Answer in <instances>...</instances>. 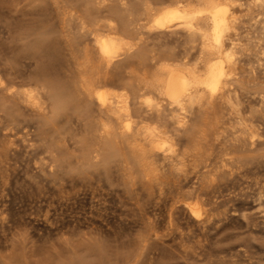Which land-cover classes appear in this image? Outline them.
Wrapping results in <instances>:
<instances>
[{
    "label": "rangeland",
    "instance_id": "1",
    "mask_svg": "<svg viewBox=\"0 0 264 264\" xmlns=\"http://www.w3.org/2000/svg\"><path fill=\"white\" fill-rule=\"evenodd\" d=\"M21 1L0 0V91H3L0 92V264H264V34L258 28L264 20V9L255 7L252 0H232L242 4L238 13L240 43L235 55L240 62L235 77L238 79L237 96L242 103L238 107L239 115L229 107L216 105L217 108H210L203 117L197 115V111L187 115V122L180 128L164 108L162 121L150 123L172 135L173 141L167 147L173 145L174 153L154 152L145 160L137 149L144 143L141 137L135 143L131 139L124 142L121 138V141L110 138L99 142L101 134L92 127L94 121L87 119L82 111L91 104L84 95L81 96L87 101L73 90L76 85L67 76L75 72L77 59L83 62V44H89L88 39L84 42L87 30H84L86 34L81 30L78 17L84 16L88 21L89 15L104 11V6L115 8L118 0ZM126 1L133 9L142 0ZM174 2L176 0H164L163 5L154 6L167 7ZM184 2L183 5L187 4ZM127 19H130L126 28L129 35L125 39L128 45L110 69L109 75L115 82L105 89L116 94L125 93L135 111L138 96L142 100L159 101L151 90L140 91L144 84L142 78L150 73L149 81L157 74L160 63L154 59L181 53L183 37L180 32L159 34L160 37L131 18ZM116 22L122 23L121 20ZM255 22L258 25H254ZM117 23L119 29L123 28ZM61 28L65 34L70 31V35L62 34ZM88 38L91 44V37ZM66 40L73 46L74 56L64 48ZM40 41L46 43L48 49L52 45L50 61L49 53L41 57L39 52H34L35 46L41 45ZM76 41H83V44L77 42L76 45ZM66 60L69 61L65 63ZM44 66L48 74H58L57 78L52 76L53 80L58 79L57 82L72 90L70 95H75L74 105L70 102L73 106L68 104L66 108H70L69 111L55 118L50 113L48 120L20 103L21 107L16 99H8L5 90L9 87L11 91H22L30 87ZM118 72H123L122 76ZM122 77V81L116 80ZM50 104L48 100L47 105ZM79 112L86 118L83 119ZM136 115L133 122L139 124L141 119ZM12 118L18 124L7 126ZM240 118L257 131L259 137L255 138L254 146L247 142ZM137 126L132 127L133 132ZM110 141L117 145V152L110 151L114 146ZM115 141H119L118 144ZM119 147L122 150H118ZM114 151L115 156L111 154ZM205 174L212 176L211 179ZM202 186L207 187L205 201L193 195L195 189L200 194ZM198 203L201 211L208 209L213 213L205 227L197 224L190 214L191 205L198 208Z\"/></svg>",
    "mask_w": 264,
    "mask_h": 264
},
{
    "label": "bare ground",
    "instance_id": "2",
    "mask_svg": "<svg viewBox=\"0 0 264 264\" xmlns=\"http://www.w3.org/2000/svg\"><path fill=\"white\" fill-rule=\"evenodd\" d=\"M182 1L187 2V4L183 5ZM252 1H253V4L255 7H257L258 9H260V8L264 9V0H252ZM127 2L128 1H126V0H118V2H117L118 5H116L115 8H109L108 6H104L103 7L105 9L104 11H99V12L93 11L96 14L89 15L90 18L88 17V19H90V20H88V21L85 19L84 16L78 17V19L80 20V24L82 26V29L81 28H79V29L83 30L84 33L87 30V32H86L87 35L91 37V44H90L88 36L87 37L84 36V37H86L85 39L83 36H81V37L84 39V42H85V40L88 39L89 44L88 43H84V44L81 43L83 41H81V42L76 41V45L78 42L79 43L78 45L83 44L85 46V47L83 46L84 47V54H85L84 60H83V62H80L81 60L79 61V59L76 60V62H75L76 68L74 66V68L76 69L75 72L71 73L70 75H67L69 78H71V80L73 79V82L68 80L69 84L67 86L70 85V82L74 83V85H76V86L73 87V90L76 91V93L80 94V96L84 95L88 99L89 103L91 104V106L90 107L88 106V108H87L85 105L86 103H84L82 101V99H79L81 102H83V104L86 107L85 108L83 106V108H85L84 110L82 109L83 114L87 115V119L89 117V119L94 121V123L92 124V127H95V129H98V131L101 134L99 142H101V139H103L106 142L108 140H111L110 138H112V139L118 138V140H119V138H121L123 141L124 140L127 141V140L131 139L132 142L134 141V143H135L137 141V138L141 137L142 141L144 142L143 143L144 145L141 144V147L137 148V149H138L139 155L141 157H143L145 160H147L150 158L151 154L154 152H159L161 154L168 152V154H170V155L174 153V146L173 145H169L167 147V144H169L171 141H173L172 135H170V133L168 131H166L165 129H162L159 126H157V124L155 126V125H152L150 123V121H153V120H156L157 122L162 121L161 113L164 111L163 110L164 108H166L169 111V114H168L169 117L171 118V120L175 121V123L180 128L184 127L185 123L187 122L186 121V119H188L186 117L187 115H193L194 112L197 111V115L199 114L200 117H203L206 114L207 110H209L210 108H214L216 105H222V106L229 107L232 111L234 110V112H237V114L239 115L238 107L242 103H241V100L239 99V97L237 96V89L235 88V84L238 82V79L235 77L237 76L236 72L238 70V65L240 62L237 61V59L235 58V55H236V50H237L238 44L240 43V40L238 37V29H239V25H240L238 13L240 11L239 8L242 7V4H240L239 1H232V0H176V3L174 2L175 4H173V5H170V3H169L170 6H167V7L156 6L155 7L154 5H156V4L163 5L164 0H142V1H140L141 4H139L138 6L133 5L134 8L131 9V7H129ZM171 2L173 3V1H171ZM19 3H20V0H19ZM69 3H72V2H69ZM165 3H166V1H165ZM72 5L74 6L73 3H72ZM248 5L250 6V4H248ZM68 6H71V5H68ZM247 8H248V6H247ZM249 10H251V9H249ZM127 18H131V21H134L135 23H137V24H139L145 28L147 27V30L150 33L154 32V33H156V35H159V34L165 35V34H175V33L178 34V32H180V33H182V37H183V39H182L183 45L181 43V46H183L182 52L181 53L176 52L178 54H172L171 53L168 56L165 55V57H163V58L159 57L157 59H154L157 63H160L158 70L156 69L157 74H154L153 76H151L150 77L151 79L149 81L147 80V78H148V76H150L149 75L150 73L148 75L145 74L142 78V82H144L143 86L140 87L141 85H139L140 91H148L149 92L151 90L152 92H154L159 97V101L156 100L157 102H154L150 98H144V95H142L144 98L142 100L141 96H138L137 97V103L135 104L138 107L135 111L132 110V108H134V107H132L130 101L128 100L126 95H124L125 93L124 94H116V92L112 93V92L105 89V87L110 86L115 82V81H113V79L109 75L110 69H111L112 65H114L115 61L118 60V58L124 53L126 45H128V43H126L127 41H125V39H126V36L128 37V35H129L128 34L129 32L126 33V30H127L126 28L129 25L130 19H127ZM252 19H253V17H252ZM254 19H255V17H254ZM119 20H121L123 25H121L122 23L118 24L116 22ZM254 21H257V20H254ZM115 23L120 25V27L123 26V28L119 29V26H116ZM131 24H132V22H131ZM254 25H258V24H256V22H255ZM259 25H260V27H258V28H261L260 30L264 34V20H262L259 23ZM76 27H77V25H76ZM135 27H136V25H135ZM61 29H62L61 33L65 34L63 28H61ZM22 30H24V29H22ZM65 32H68V30L67 31L65 30ZM69 32H68V34H69ZM84 33H83V35L86 34V33L85 34ZM124 33H126L127 35H125ZM68 34H67V36H68ZM124 35H125V37H124ZM258 35H260V34H258ZM159 36L162 37V35H159ZM30 37L31 36H29V38ZM81 37H79V38L81 39ZM68 40H70V39H68ZM77 40H79V39L77 38ZM70 41L72 42V40H70ZM16 43H17V41H16ZM39 43L42 46L36 45L37 47L35 46L34 52H37V53L39 52L41 57H44V55L49 53V55H48L49 57L48 56H46V57H48L49 61H50V58H51V56H50L51 52L50 51L53 49L52 45L48 44L51 47V49L49 48L50 49L49 50L46 43L42 44L41 41ZM66 43H67L66 45L64 43H62L65 45L64 48L67 47L68 51L70 53V56H74L75 51H74V49H72L73 46L70 43H68L67 40H66ZM74 43H75V41H74ZM27 45H28V43H27ZM43 45H45L46 47L44 48ZM178 45H180V44H178ZM177 47H179V46H176V48ZM76 49H77V47H76ZM77 50L79 51V49H77ZM79 52L83 53L82 51H79ZM126 52H127V50H126ZM174 52L175 51H173V53ZM54 53H56V52L53 51V55H54ZM69 53H68V55H69ZM54 57H55V55H54ZM58 57H60V59H61L60 55ZM48 58H46V59H48ZM67 59H68V57H67ZM143 59H144V57H143ZM17 60H18V58H17ZM54 60H56V59L54 58ZM69 60H71V59H69ZM69 60H66V62L65 61L64 62L67 63V61H69ZM72 62H73V60H72ZM72 62H71V64H72ZM46 63H48V62H46ZM152 64H154V63H152ZM42 65H44V63ZM61 65H63V64H61ZM67 67H69V65ZM21 68H23V67H21ZM51 68H53V67H51ZM70 68H71V66H70ZM53 69H55V68H53ZM61 69H59V70H61ZM152 69H155V68L153 67ZM57 70H54V71H57ZM65 71H67V68H65ZM118 73H120V72H118ZM122 73H120V76H122ZM38 74H39L37 76L38 78H35V80L31 84L29 83L30 87L23 89L22 91H16V90L11 91V89H7L9 87L6 88V86H5V88H6L5 90L8 92L7 98L8 99H16L18 104L21 103L28 110H30L31 112H36L35 114L38 116H41L42 118H47L50 113H51L50 115H52L53 118H55V117L61 115L66 110V108L70 102L73 104L72 101H75V95L74 94L70 95L72 90L69 91V89H68L69 87L66 88V86L64 87L63 85H61L63 83L57 82L58 79H56V81H55V78H57L58 74L54 75V76L51 74H48V68L47 67L44 66V67L40 68V73H38ZM52 76L55 77L54 80H53ZM67 76H66V78H67ZM111 79H112V81H111ZM122 79H123V77L122 78H116L117 81H120V80L122 81ZM74 80H76V81L74 82ZM23 82H25V81L23 80ZM133 82L135 83L134 80H133ZM141 83H139V84H141ZM65 84H67V83L65 82ZM74 85H71V86H74ZM242 86H244V84ZM124 87H126V86H124ZM127 87H130V86H127ZM249 87H250V85H249ZM133 91H135V90L133 89ZM152 92H150V93H152ZM154 93H152V94H154ZM136 94L138 95V93H136ZM143 94H145V93H143ZM146 94H147V96L149 95L147 92H146ZM261 94H262V92H261ZM82 96H81V98H83V100L86 99ZM133 97H135V96H133ZM152 97L154 98V95ZM87 99H86V101H87ZM5 100H7V99H5ZM48 100L51 102L50 106L47 105ZM139 100H142V101H139ZM13 101H15V100H13ZM80 101H78V103ZM246 102H247V100H246ZM21 104H20V106H21ZM83 104H80L81 107ZM73 105H71V106H73ZM71 106L69 104V107H71ZM7 108H8V106H7ZM18 108L16 110H18ZM50 108H51V110H50ZM216 108H217V106H216ZM2 109H3V107H2ZM69 109L70 108H68V110H66V111H69ZM79 109H81V108H79ZM9 110L10 109H8V111ZM24 110H25V108H24ZM79 111L82 112L81 110H79ZM84 111H85V113H84ZM80 112H79V114H80ZM248 112H250V111H248ZM5 114H6V112H5ZM136 114H138V115H136ZM141 114H144V115L142 116ZM135 115L141 119L139 124H137L135 121L134 122L136 124H134V122H133ZM155 115H156V117H155ZM80 116H81V114H80ZM260 116H261V114H260ZM81 117L83 118V116H81ZM48 118H47V120H48ZM62 118H64L63 115H62ZM77 118H79V117H77ZM84 118H86V117L84 116ZM163 119H165V117H163ZM47 120L45 122H47ZM52 120H54V119H52ZM240 121H241L240 125L242 126V132H243V134H245V136L247 137V140H248L247 141L245 139L243 141L244 142L247 141V142H249L250 146H254V144L256 142L255 138L259 137L257 135V131L255 132L254 130H252L251 129L252 125H250L251 127H249L243 118H240ZM51 122H54V121H51ZM15 123L18 124L17 120L15 118H12L10 121H8L7 126H13ZM133 124H134V126H133ZM93 125H95V126H93ZM136 125H139V126H137L136 132L135 131L133 132V130L135 129L134 127H136ZM53 126H55V125L53 124ZM86 126H88V125H86ZM84 127H85V125H84ZM219 127H221V125ZM186 128H188V127H186ZM3 129H4V127H3ZM14 129L15 128H13L12 130H14ZM92 130H94V129H91V131ZM82 131H83V129H82ZM172 131H174V130H172ZM182 131H181V133H182ZM14 132H16V131H14ZM186 132H188V130ZM85 133H87L86 129H85ZM90 134L92 135V133H90ZM90 134H89V136H90ZM100 134H98V135L100 136ZM93 135L91 137H94ZM189 135H190V133H189ZM189 137L191 138V136H189ZM190 138H188V139H190ZM121 139L119 141H121ZM119 141H117V142L115 141V142L118 144ZM126 141H124V142H126ZM190 141L193 144V146L196 145L194 139H192ZM231 142H232V140H231ZM139 143L140 142H138V144ZM112 144H114V142ZM227 144H229V143H227ZM234 144L235 143H233L232 145H234ZM37 146H39V145H37ZM59 146L61 147V145H59ZM110 146H111V144H110ZM115 146L117 147L116 144H114V146H111L110 151L115 149ZM133 146H135V145H133ZM222 146L224 147V145H222ZM107 147H108V145H107ZM89 148H88V150H89ZM101 148H100V150H101ZM238 148H240V147H238ZM258 148H259V146H258ZM96 149H97V147H96ZM118 150H122V149L120 148ZM252 150H253V148H252ZM107 152L109 154V150ZM116 152H117V150H116ZM114 153H115V151L111 152V154L113 156H115ZM121 153H123V152H121ZM231 153H233V152H231ZM34 154H36V152ZM94 154H96V153H94ZM30 155H31V153H30ZM85 155H86V153H85ZM112 155H111V157H113ZM117 156H119V155H117ZM117 156H116V158H118ZM135 157L137 158V156H135ZM161 157H163V156H161ZM102 158L104 159L105 156ZM110 159H112V158H110ZM232 161H233V159H232ZM239 161H241V160H239ZM107 162H109V161H107ZM81 164H82V161H81ZM62 165H63V163H62ZM208 165H211V164H208ZM208 165L205 167H208ZM205 175L209 177V175H207V174H205ZM206 176H204V177L206 178ZM210 177H212V176H210ZM222 178H224V177H222ZM210 181H213V180H210ZM216 181H217V179H216ZM202 184L204 185L205 183H202ZM193 185H194V183H193ZM216 185H218V184H216ZM206 186L201 187V189H200L201 193L200 194L198 192H196V189L193 190L194 191L193 195L197 199H199L198 197L203 198L207 194V193H205V190L207 188ZM191 191H192V189H191ZM205 200L206 199H204V201ZM197 206H198V208L191 205V207L189 208L190 214L198 222V223L196 222L197 224H201V225H203V227H205L204 224L207 225L208 222L210 223V219L212 218L213 213H211L210 211H207L208 209L201 211V209H199V203Z\"/></svg>",
    "mask_w": 264,
    "mask_h": 264
}]
</instances>
